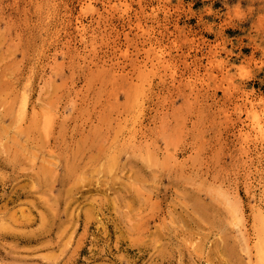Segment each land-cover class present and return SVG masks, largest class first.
<instances>
[{"label":"rangeland","instance_id":"obj_1","mask_svg":"<svg viewBox=\"0 0 264 264\" xmlns=\"http://www.w3.org/2000/svg\"><path fill=\"white\" fill-rule=\"evenodd\" d=\"M263 122L264 0H0V264H264Z\"/></svg>","mask_w":264,"mask_h":264},{"label":"bare ground","instance_id":"obj_2","mask_svg":"<svg viewBox=\"0 0 264 264\" xmlns=\"http://www.w3.org/2000/svg\"><path fill=\"white\" fill-rule=\"evenodd\" d=\"M88 5H89V4H88ZM80 26H81V25H80ZM25 95L27 96V94H25ZM26 96L23 97V95L21 94V96H20L21 101H19L20 104L18 103V104L16 105L18 108H19V107L21 108V105H22L23 102H24L23 104H25ZM22 97H23V99H22ZM24 98H25V99H24ZM23 100H24V101H23ZM21 102H22V103H21ZM13 103H14V102H13ZM13 103L11 102V104H13ZM11 106H12V105H11ZM24 106H26V105H24ZM24 106L22 105V108H23ZM12 108H13V107H12ZM15 108H16V107H15ZM20 108H19V109H20ZM24 108H25V107H24ZM16 109H17V108H16ZM30 109H31V108H30ZM20 110H21V109H20ZM22 110H25V109H22ZM16 111H17V110H16ZM18 111H19V110H18ZM30 111H31V110H30ZM14 112H15V111H14ZM19 112H20V111H19ZM28 112H29V111H28ZM15 113H16L15 116H16V115H20V116H17V118L19 117L18 119H20V117L22 118V116H21L22 111L20 112L21 114H19V113H17V112H15ZM24 114H25V113H23L22 115L24 116ZM29 114H30V113H29ZM31 114H32V112H31ZM33 114H34L33 116L35 117V113H33ZM28 116H29V115H28ZM31 116H32V115H30V117H31ZM33 116H32V118H33ZM26 117H27V115H26ZM27 118H28V117H27ZM27 118H26V119H27ZM23 119H24V118H23ZM33 119H34V118H33ZM49 120H50V119H49ZM259 120H260V119L257 118V121L255 122L256 127H257V128H260V129H263V128H262V125H263V124H262V122H259ZM261 121H262V120H261ZM48 122H49V125H50V121H48ZM252 122H253V121H252ZM32 123H33V122H32ZM32 123H31V124H32ZM263 123H264V122H263ZM49 125L47 124V127H48ZM48 128H50V127H48ZM260 129H259V130H260ZM259 133H260V131L258 132V134H259ZM260 136H261V134H260ZM12 141H13V140H12ZM14 141H15V140H14ZM14 143H15V142H14ZM11 144H12V142H11ZM14 145H15V144H14ZM8 149H9V148H8ZM17 152H19V150H17ZM7 153H8V151H7ZM15 154H16V153H15ZM16 155H17V154H16ZM73 157H74V156H73ZM46 164L48 165V162H47ZM52 164H53V163H52ZM55 164H56V163H55ZM55 164H54V165H55ZM49 165H50V164H49ZM32 166H34V165H32ZM40 167H41V166H40ZM42 167H43V164H42ZM42 167H41V168H42ZM54 167H55V166H54ZM65 167H67V164L65 165ZM69 167H70V166H68V168H69ZM41 168H39V169H41ZM43 168H44V167H43ZM45 168H46V167H45ZM45 168H44V169H45ZM48 168H49V167H48ZM52 168H53V167H52ZM71 168H72V167H71ZM42 170H43V169H42ZM46 170L48 171V169H46ZM46 170H45V171L43 170V171L46 172ZM50 170H51V169H50ZM68 170H69V171H72L71 169H68ZM68 170H66V171H68ZM40 171H41V170H38V173H39ZM66 173H67V172H66ZM69 173H74V172H69ZM40 174H43V176H46V177H47V174H48V173L46 174V173H43V172L41 171ZM69 176H70V175H69ZM49 177H50V176H49ZM43 179H44V177H43ZM47 179H48V177H47ZM48 180H49V179H48ZM45 181H46V179H45ZM138 190H139V189H138ZM137 192H138V191H137ZM140 214H141V213H140ZM142 214H143V212H142ZM142 214H141V216H143V219H144V214H143V215H142ZM260 215H261V214H260ZM149 216H150V215H149ZM85 217H87V216H85ZM141 218H142V217H141ZM146 218H147V216H146ZM146 218H145V219H146ZM260 220H261V218H260ZM262 223H264V221H263ZM143 224L145 225V222H143ZM132 241H133V240H132ZM136 241H137V240H136ZM134 242H135V241H134ZM262 252H263V251H262ZM260 257H262V256H260ZM260 259H261V258H260ZM262 259H263V258H262ZM262 259H261V260H262ZM263 260H264V259H263ZM259 261H260V260H259ZM259 263H260V262H259Z\"/></svg>","mask_w":264,"mask_h":264}]
</instances>
